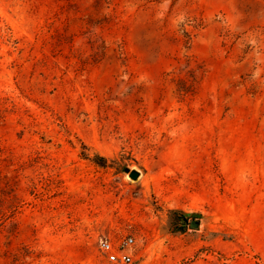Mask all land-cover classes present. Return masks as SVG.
Returning <instances> with one entry per match:
<instances>
[{"label": "rangeland", "instance_id": "obj_1", "mask_svg": "<svg viewBox=\"0 0 264 264\" xmlns=\"http://www.w3.org/2000/svg\"><path fill=\"white\" fill-rule=\"evenodd\" d=\"M128 236L264 264V0H0V264Z\"/></svg>", "mask_w": 264, "mask_h": 264}, {"label": "built area", "instance_id": "obj_2", "mask_svg": "<svg viewBox=\"0 0 264 264\" xmlns=\"http://www.w3.org/2000/svg\"><path fill=\"white\" fill-rule=\"evenodd\" d=\"M134 239L128 236L117 242L103 241L100 243V250L107 261L112 264H133L132 244Z\"/></svg>", "mask_w": 264, "mask_h": 264}, {"label": "water", "instance_id": "obj_3", "mask_svg": "<svg viewBox=\"0 0 264 264\" xmlns=\"http://www.w3.org/2000/svg\"><path fill=\"white\" fill-rule=\"evenodd\" d=\"M126 172H129V176L131 179L136 180L139 177V173L136 171H129L128 169H125ZM191 228L196 229L199 226V221L196 219H193L190 223Z\"/></svg>", "mask_w": 264, "mask_h": 264}]
</instances>
